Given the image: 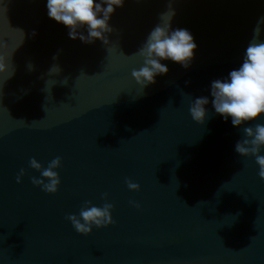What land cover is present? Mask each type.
Returning a JSON list of instances; mask_svg holds the SVG:
<instances>
[{"label":"water","instance_id":"1","mask_svg":"<svg viewBox=\"0 0 264 264\" xmlns=\"http://www.w3.org/2000/svg\"><path fill=\"white\" fill-rule=\"evenodd\" d=\"M46 5L0 0V53L15 50L0 74V264H264V180L235 151L264 117L234 127L210 95L242 63L264 0H125L108 46L70 39ZM170 8L194 59L187 69L162 61L167 75L141 88L134 54ZM204 96L198 124L190 106ZM57 156L51 195L31 182L41 176L29 161L46 168ZM105 193L114 223L80 235L66 217L85 201L103 206Z\"/></svg>","mask_w":264,"mask_h":264},{"label":"clouds","instance_id":"2","mask_svg":"<svg viewBox=\"0 0 264 264\" xmlns=\"http://www.w3.org/2000/svg\"><path fill=\"white\" fill-rule=\"evenodd\" d=\"M124 2L125 0H47L46 6L49 19L66 27L70 39H79L85 44H93L99 40L108 46V35L113 32L110 26L111 17L117 8L123 7ZM174 14L171 8L163 13L161 22L150 31L134 54L143 60L142 66L132 71V77L141 88L155 84L156 76L167 75L168 67L162 61H171L187 69L194 59L197 48L194 38L186 29H172L171 20ZM262 24L264 18L253 29L252 38L239 67L231 70L226 78L212 81L210 86L211 104L215 113L223 117L225 122L231 119L232 125L237 128L257 121L258 117H264V40L260 38ZM85 31L87 35H84ZM14 51L8 56L0 53V74L7 73L8 61ZM53 69L56 70L53 74H59L58 66H54L50 72ZM209 103L207 96L194 100L190 106V115L194 122L204 124L208 115L206 106ZM243 131L246 138L236 143L235 151L241 157H254L259 167L258 175L264 180V155L260 154L264 150V124L256 123L254 128L244 127ZM29 166L41 176L31 178L33 185L51 195L58 192L61 179L56 170L62 166L61 157L53 158L46 168L32 158ZM26 174L21 169L17 183H21ZM125 183L130 191L140 190L139 184L130 179ZM102 198L105 201L103 206L98 207L85 201L79 215L70 214L66 217L80 235L88 236L94 227L106 228L114 223L111 215L114 205L107 202L106 193ZM131 203L139 208L135 202Z\"/></svg>","mask_w":264,"mask_h":264}]
</instances>
